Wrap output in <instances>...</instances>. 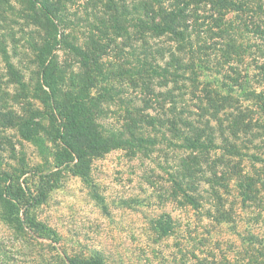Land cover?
<instances>
[{"label": "trees", "instance_id": "16d2710c", "mask_svg": "<svg viewBox=\"0 0 264 264\" xmlns=\"http://www.w3.org/2000/svg\"><path fill=\"white\" fill-rule=\"evenodd\" d=\"M66 2L0 0L7 76L19 95L44 107L41 132L25 133L40 161L20 158L19 168L0 174L3 223L55 243V232L28 210L59 187L62 173L86 180L95 158L113 150L148 156L166 143L186 153L168 175L173 193L194 209L203 193L215 199L214 222L229 223L239 242L232 256L199 258L186 249L175 263L264 264V233L238 231L220 205L230 186L245 209L264 205V0H87L88 30L79 39ZM20 41L32 56L30 90L8 52L11 43L17 54ZM59 52L75 62L65 66ZM113 55L125 57L126 67L107 63ZM128 92L134 98L126 100L124 123L105 130L108 104ZM15 120L24 129L32 119ZM171 225L162 215L153 227L167 235ZM67 264L105 263L96 252Z\"/></svg>", "mask_w": 264, "mask_h": 264}, {"label": "rangeland", "instance_id": "374dc122", "mask_svg": "<svg viewBox=\"0 0 264 264\" xmlns=\"http://www.w3.org/2000/svg\"><path fill=\"white\" fill-rule=\"evenodd\" d=\"M87 0H67L68 16L74 20V34L82 38L88 28ZM88 7V8H86ZM89 22H93L91 19ZM15 29L14 27H12ZM20 34L17 35V38ZM17 54L9 43L10 61L25 74L24 82L31 89L34 69L32 56L22 41ZM107 63L124 64L125 57L110 56ZM62 63L75 61L59 52ZM114 83H115V78ZM7 76L5 62L0 56V174L11 173L20 167V158L30 165L40 161L37 147L26 139L25 133L41 132L44 127V107L36 100L30 108L19 87ZM113 83V82H112ZM116 84H120L116 81ZM21 92V91H20ZM122 103L113 96L107 114L101 120L105 130L117 129L124 123L126 100L134 98L130 92L120 95ZM21 115L24 129L15 120ZM23 130V132L21 131ZM177 142H175L176 144ZM186 153L166 143L158 144L148 156H130L123 150H113L90 164L86 180L67 172L61 174L59 187L50 192L45 201L28 210L29 218L45 224L55 232V243L30 235H19L0 218V264H67L68 259L87 260L99 253L105 264H176L179 250L188 249L199 258L232 256L238 239L229 223L214 222L219 205L203 193L199 209L187 205L176 195L169 173ZM31 176L20 178L34 188ZM207 190V185H202ZM230 193L223 194L224 210L237 221V230L250 228L264 233V205L245 209ZM222 194V192H220ZM102 200V201H101ZM162 215L171 218V232L158 233L153 224ZM189 260V259H187ZM190 264V263H189Z\"/></svg>", "mask_w": 264, "mask_h": 264}]
</instances>
